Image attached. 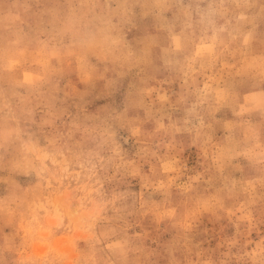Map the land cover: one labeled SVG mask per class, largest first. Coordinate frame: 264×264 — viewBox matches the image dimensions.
<instances>
[{
    "label": "rangeland",
    "instance_id": "374dc122",
    "mask_svg": "<svg viewBox=\"0 0 264 264\" xmlns=\"http://www.w3.org/2000/svg\"><path fill=\"white\" fill-rule=\"evenodd\" d=\"M0 264H264V0H0Z\"/></svg>",
    "mask_w": 264,
    "mask_h": 264
}]
</instances>
